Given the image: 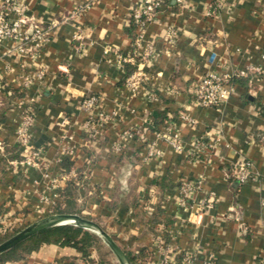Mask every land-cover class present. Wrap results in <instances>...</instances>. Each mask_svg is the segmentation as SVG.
Here are the masks:
<instances>
[{"label": "crops", "instance_id": "crops-1", "mask_svg": "<svg viewBox=\"0 0 264 264\" xmlns=\"http://www.w3.org/2000/svg\"><path fill=\"white\" fill-rule=\"evenodd\" d=\"M18 1L43 24L70 16L80 3L90 5L62 20L35 57L23 56L15 40L0 43V233L22 229L70 208L71 202L74 213L96 221L126 252L137 255L136 264L159 258L156 237L161 234L171 246L170 257L202 253L194 264L209 252L218 264H264V0H168L138 45L131 14L145 0ZM76 32L80 39H74ZM149 44L152 65L137 57L135 63L119 64L116 51L131 56ZM107 46L111 51L105 55ZM22 63L34 73L45 70L44 77L25 86ZM250 64L260 66L261 73L237 81L222 108L192 102L191 84L208 71L231 74ZM138 69L147 78L132 92L125 81ZM91 95L102 98L94 114L116 112L96 137L83 130L89 113L81 102ZM26 105L35 110L38 165L21 162L16 151ZM183 112L194 123L182 119ZM167 122L181 135L180 151L157 138ZM129 128L143 136L121 140ZM202 137L208 147L198 146ZM119 141L122 148L116 150ZM152 142L160 153L149 156ZM243 159L253 162L257 179L241 184L233 167ZM72 169L76 178L53 186ZM184 180L202 183L186 206L178 201ZM88 257L96 263L101 258L94 247ZM108 260L120 264L112 252ZM3 264L88 262L74 246L46 243Z\"/></svg>", "mask_w": 264, "mask_h": 264}, {"label": "built area", "instance_id": "built-area-1", "mask_svg": "<svg viewBox=\"0 0 264 264\" xmlns=\"http://www.w3.org/2000/svg\"><path fill=\"white\" fill-rule=\"evenodd\" d=\"M168 0H145L143 4L133 8L132 18L137 23L136 36L134 42L136 45L140 44L143 39V32L145 27L156 21L160 13L161 7L167 3ZM176 3L182 4L184 0H175ZM89 2L80 3L77 10L73 12H81L88 8ZM220 4H216L212 9L213 13ZM73 14H70L72 16ZM64 16L62 20H66L70 17ZM61 20V21H62ZM61 21H53L49 24H43L36 16L31 12L29 6L18 0H0V43L4 40L12 39L17 42L16 49L23 56L35 57L41 53L42 49L49 42L53 30ZM176 32L169 30L168 35L174 37ZM74 39H80V32L74 34ZM111 51L110 47H106L104 54L107 55ZM154 48L152 44H149L144 52L136 53L130 56H123L117 53L119 64H125L126 62L135 63L137 57L139 63L146 66L152 65L154 61L153 52ZM262 58L264 59V47L262 48ZM215 59V54H212L211 60ZM21 68L24 70L23 83L25 86L33 83L35 79H41L45 75V70L40 69L32 72L24 63L21 64ZM262 71L258 65L250 64L242 70H236L233 73H226L223 71H208L199 79L195 80L191 86L189 93L192 98V102L199 106L210 108H222L227 104L228 100L235 91V85L231 84V79L235 76H250L260 74ZM147 73L143 69H138L126 78V85L128 88L135 92L146 81ZM101 97L97 95H91L85 97L81 102L83 110L89 113L86 122L83 125V130L91 137H96L102 130V128L113 121V117L116 112L108 113L106 111L98 109L96 114L93 111L98 108ZM182 119L189 123H194V120L186 113H180ZM35 122V110L32 106L26 105L20 116V122L17 128V144L24 152L25 157L20 160L21 162L29 165H38V158L40 157V150L34 145V134L32 127ZM136 134L142 135V131L136 128H129L123 131L121 140L132 138ZM157 138L166 140L176 151L183 149L180 133L174 129L171 122H167L163 129L158 131ZM202 137L198 140V146L208 147V143ZM122 141L115 144L116 150L121 149ZM65 152H71L68 148L64 149ZM160 151L156 148L155 142L148 144V155L159 154ZM233 175L236 180L241 183H247L257 179V172L254 169L253 162L249 159H243L234 164ZM78 173L72 169L69 172L62 173L58 178L54 179L53 186L57 185L60 181L67 182L70 179L76 178ZM201 180H184L178 187L179 204L186 206L190 194L201 187ZM148 210H152L148 206ZM165 235L161 234L156 237L157 252L159 258L156 259L153 256L140 261L138 264H194L196 259L202 253H183L180 257H170L168 252L171 251V246L167 242ZM201 264H218L216 255L214 253H206L201 256Z\"/></svg>", "mask_w": 264, "mask_h": 264}, {"label": "trees", "instance_id": "trees-1", "mask_svg": "<svg viewBox=\"0 0 264 264\" xmlns=\"http://www.w3.org/2000/svg\"><path fill=\"white\" fill-rule=\"evenodd\" d=\"M131 22L135 28V34L134 38L136 36V30H137V23L134 21V19H131ZM244 76H235L231 79V84L235 85L237 81H241V78ZM16 151L18 153V160H22L25 157L24 152L21 150V148L18 146L16 148ZM73 181L68 182V192L70 194H73L74 188ZM70 208L60 210L58 209V213H74L75 211L72 210L74 207V204L69 202ZM19 229L14 230L12 232H7L5 234L0 233V242L7 236H10L17 232ZM46 243H56L60 245H71L76 248H78L86 258L88 264H110L109 260L105 257H101L100 260L96 263L91 258H89V249L93 247L97 243V237L96 235L92 234L90 231L85 230L81 227L73 226V225H61L52 227L46 230H43L41 232H38L25 240L24 242L20 243L18 246L12 248L11 250L1 254L0 256V264H3L4 262L8 260H19L32 251H35L39 249L43 244ZM131 263L136 264V260L138 258L137 255H133L131 252H126Z\"/></svg>", "mask_w": 264, "mask_h": 264}, {"label": "water", "instance_id": "water-1", "mask_svg": "<svg viewBox=\"0 0 264 264\" xmlns=\"http://www.w3.org/2000/svg\"><path fill=\"white\" fill-rule=\"evenodd\" d=\"M61 225H73L95 233L107 244L120 264H132L126 251L115 241L111 234L96 221L81 216L78 213H55L47 215L23 227L0 242V255L18 246L38 232Z\"/></svg>", "mask_w": 264, "mask_h": 264}, {"label": "rangeland", "instance_id": "rangeland-1", "mask_svg": "<svg viewBox=\"0 0 264 264\" xmlns=\"http://www.w3.org/2000/svg\"><path fill=\"white\" fill-rule=\"evenodd\" d=\"M20 230V229H19ZM18 230V231H19ZM16 233V232H15ZM11 236V235H10ZM9 236H7L6 238H8ZM6 238H4L3 240H5ZM1 240V242L3 241ZM103 244V240L101 238L97 237V243L93 246L96 249V252L98 254L99 257H105V258H110V251L105 249V245ZM1 256V255H0Z\"/></svg>", "mask_w": 264, "mask_h": 264}]
</instances>
